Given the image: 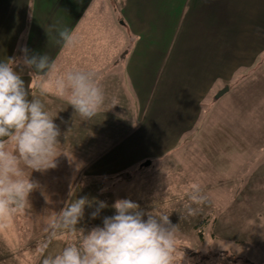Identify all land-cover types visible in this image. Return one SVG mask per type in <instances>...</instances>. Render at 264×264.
Masks as SVG:
<instances>
[{
  "label": "rangeland",
  "instance_id": "1",
  "mask_svg": "<svg viewBox=\"0 0 264 264\" xmlns=\"http://www.w3.org/2000/svg\"><path fill=\"white\" fill-rule=\"evenodd\" d=\"M106 1L104 11L111 10L116 18L114 22L119 24L118 32H111L112 40L108 45L117 62L112 67L113 73L121 76L120 89L131 96L136 106L139 102L132 81L123 73L139 36L122 25L124 18L118 0ZM198 3L189 0L185 4L183 23L177 33L183 48L179 50V43L174 42L167 65L173 60L175 65L170 71L162 72L161 82L157 83L154 93L151 92L149 120L147 114L144 123L137 119L131 104L121 106L119 114L113 115L120 125H128V129L120 130L121 134H130L126 144L119 148L58 145L60 155L56 157L55 168L31 173L26 170L37 187L29 194L25 207L12 215L6 227L0 228V264H42L46 255L60 253L76 237L62 233L48 243V226L66 205L82 197L92 203L91 207H85L84 217L77 225L85 232L102 226L105 216L115 214L111 205L117 199H131L145 212L169 215L171 223L177 226L176 264H264V48L256 49L253 39L256 35L240 33L241 29L257 23V3L248 5L245 24H241L240 13L236 15L234 9L227 11L231 13V19L227 18L231 34L223 33L226 11L223 3L217 10L220 19L216 21L220 22L214 34L208 29V2ZM259 9L264 10V6ZM118 13L122 14V19H117ZM107 17L103 14V24L107 23ZM80 27L81 24L75 30L80 34H76L78 48L82 41ZM7 36V45L11 47L17 42L16 37ZM25 36L22 35L18 46L26 45ZM2 37L4 35H0L1 43L5 41ZM209 40L217 43V50L212 52L216 53L215 59L220 61L229 56L230 66L200 63L202 59L207 61L211 53L201 49L208 48ZM226 43L227 50L231 47L227 55L222 50ZM259 43L264 47V40ZM6 49L0 52L2 59L10 55V48ZM68 49L63 48L57 59L62 73L69 70V66L63 65ZM83 52L74 49L73 56L80 60ZM149 52L145 62L132 61L133 66L136 63L137 72H149L153 68L156 59L152 58L154 52ZM22 55L17 48L14 57ZM16 70L19 72L20 68ZM30 71L24 68L21 72L26 87L31 82ZM114 83L113 77L102 84L103 89L110 86L114 89ZM226 86L230 87L229 92L215 99ZM30 90L40 95L36 83ZM49 92H53V96L40 98L47 112L49 110L52 116L56 114V118L60 115L56 112H62L56 108L70 112L66 99L61 98L54 87L50 86ZM61 102L66 103L54 107L53 103L62 105ZM59 131L63 137L69 132L72 136L83 132ZM73 138L67 141L77 142ZM132 143L134 146H128ZM94 149L98 152L92 154ZM83 150L90 153L87 158L86 153L82 155ZM111 150L120 155L119 169L117 163L113 173L109 170L91 175V165L99 168L108 159L94 162L96 155L102 151L103 156H107ZM193 186L206 197L203 205H193L198 208L194 216L187 215L185 210ZM97 201H104L109 207L92 219ZM45 244L47 248L43 247Z\"/></svg>",
  "mask_w": 264,
  "mask_h": 264
},
{
  "label": "clouds",
  "instance_id": "2",
  "mask_svg": "<svg viewBox=\"0 0 264 264\" xmlns=\"http://www.w3.org/2000/svg\"><path fill=\"white\" fill-rule=\"evenodd\" d=\"M50 27L55 29L62 48L77 43L74 30L55 24ZM18 50L23 54L21 57L0 61V228L6 227L12 215L25 207L29 194L37 187L26 170L31 173L55 168L56 157L60 155L59 128L44 104L29 98L32 84L38 85L42 96L48 94L50 86L54 87L84 120H91L105 100L93 73L82 70L62 73L58 60L48 54H30L26 45L18 46ZM24 68L32 70L27 87L21 77ZM189 200L185 210L187 215L194 216L198 208L193 205H203L206 197L193 186ZM96 205L92 219L109 207L104 201H97ZM86 206H92L87 197L76 199L51 221L48 243L62 233L76 239L60 253L46 255L42 264H176L177 226L171 223L169 215L145 212L131 199H117L111 205L115 214L105 216L102 226L85 232L77 225Z\"/></svg>",
  "mask_w": 264,
  "mask_h": 264
},
{
  "label": "crops",
  "instance_id": "3",
  "mask_svg": "<svg viewBox=\"0 0 264 264\" xmlns=\"http://www.w3.org/2000/svg\"><path fill=\"white\" fill-rule=\"evenodd\" d=\"M121 1L122 3H126L123 5ZM188 1L189 0H118L121 4L120 10L123 15L118 13L119 17H117V19H122L123 17L124 22L122 25L128 27L134 35L139 36L136 41V48L133 55L130 57L131 60L129 59V63L123 73L124 76L132 81H130L132 89L135 97L138 99L137 102H139L136 106L130 100L131 96L126 91H123V89H120L121 76L114 74L115 72L113 73L112 67L117 62L114 61L112 49L110 50L108 45L111 44L109 42L112 40L111 35L113 33L111 32H116L119 29V27H117L119 24L114 22L116 18L110 12L111 10L107 12L104 11L106 0H0V35H4L2 38L5 40L3 43L0 42V52L3 49L7 48L6 50H8V48H10L11 52L8 58L14 57V52L18 48L20 38L25 34V43L30 50V54H48L51 59H58L63 48L57 43L58 36L55 29L50 26L55 24L57 27H66L75 31L81 24L79 30L82 35V41L79 48L76 44L69 47L63 58V65L69 66L68 71L82 70L93 73L96 83L104 92V103L91 120H84L80 115H77L74 108L68 104L67 100L66 102L69 106L67 110L70 112H64L62 108H56L55 110L62 111L56 112L60 114L57 115V118L55 117L56 114L52 116L49 110L48 113L53 117L54 123L58 126L59 130L83 131L73 136L72 132H69L68 135L64 137L59 136V145L78 144L83 146V148L107 145L119 148V146L126 144L130 140V134L125 133V135L120 133L121 128L128 129V125H120L121 122H119L117 118L115 120L113 115L119 114L121 106L124 107V105L128 106L131 104L133 107L132 112L137 115V119L143 120L142 123H144V116L147 114V121L149 120L150 115L147 110L150 108L149 98L151 92L156 89L157 83L159 84L161 82L159 78L162 72L167 69L170 71V68L175 65V60L167 65L170 53L173 51L174 42L179 43V50L183 48V43L179 42L177 33L183 23L182 20L185 13L184 7ZM194 1L198 3L203 0ZM206 1L209 6L207 19L210 25L208 29L209 32L213 34L215 33V26H219L220 22L216 21V19H220V17H217V10L221 8L220 4L223 3L226 9L223 17L224 20H222V26L224 27L223 33L228 32L231 34L232 32L229 30L230 21L227 20V18L231 19V13L228 12H233L232 9H234L236 15L240 13L243 17L241 24H245L244 19L248 17L246 12L248 5L252 2L257 3V23L251 26V28L247 26L241 29L240 33L256 35V39L255 37L253 38L258 47L256 49L259 50L264 48L259 45V42L264 40L262 38L264 37V10L259 9L264 6V0ZM195 5L196 4H194V6ZM239 8L241 9L240 11ZM103 14L108 15V21L105 24H103ZM227 28L228 30L226 31ZM76 34H79V32ZM7 35H15L16 37L17 42L11 47L7 45ZM148 37H150V39ZM74 49L84 50L80 60H76L73 56ZM201 49L211 51L207 61H205V59L199 60L202 65L212 63L213 65L230 66L232 64L229 56H224L220 61L215 59L216 53L213 55L212 52L214 53L217 50L216 42L209 40L208 48L201 47ZM222 50H224V54H226L227 51L228 54L231 53L230 46H228L227 50V43L224 46L222 45ZM149 51L154 52V57L152 53V58L156 59V61H153V68L151 67L149 72H137L135 67L136 63L133 66L131 64L132 61L145 62ZM70 54L73 57H71ZM3 60L7 61L4 57L2 59L0 54V61ZM253 60L254 59H252V61ZM248 63L249 62L245 64ZM136 73L139 75H136ZM141 74H143V76H141ZM113 77L114 84H116V86H114L115 88L113 89V86H110L103 89L102 84L109 79L113 80ZM124 82L128 83V81ZM47 96H53V92H48ZM29 98L40 100V98L47 97L40 96L39 93L33 94L29 89ZM48 102L52 104L51 101L48 100ZM65 103L61 102L62 105H57V103L53 104L54 107H56L63 106ZM62 113L64 114V118ZM105 115H107V117H105ZM73 137L77 142L71 140H69V142L67 141ZM128 146H134V144L132 143ZM96 151L98 152L97 149H94L92 154H95ZM83 154H85L86 158L90 155L87 150H83L82 155ZM106 155L107 156H103L102 151L96 155L97 160L95 159L94 162L100 159L104 161L105 157H108V159L105 161L106 164L102 166L99 165V168L91 165V171H89L91 175L100 174L103 171L109 170L113 173V169H115L114 164H116L117 167V163L119 169V153H114V150H111Z\"/></svg>",
  "mask_w": 264,
  "mask_h": 264
},
{
  "label": "water",
  "instance_id": "4",
  "mask_svg": "<svg viewBox=\"0 0 264 264\" xmlns=\"http://www.w3.org/2000/svg\"><path fill=\"white\" fill-rule=\"evenodd\" d=\"M229 90H230V87H229V86H226L225 88H223L222 90H220V91L216 94L215 99H220V98L223 97L226 93H228ZM147 164L149 165L150 162L147 163Z\"/></svg>",
  "mask_w": 264,
  "mask_h": 264
}]
</instances>
